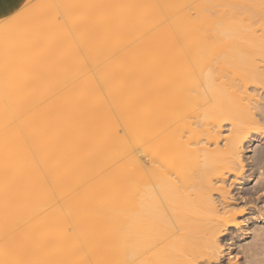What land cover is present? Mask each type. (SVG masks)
<instances>
[{
  "label": "bare ground",
  "instance_id": "6f19581e",
  "mask_svg": "<svg viewBox=\"0 0 264 264\" xmlns=\"http://www.w3.org/2000/svg\"><path fill=\"white\" fill-rule=\"evenodd\" d=\"M252 139L264 0H0V264H220Z\"/></svg>",
  "mask_w": 264,
  "mask_h": 264
},
{
  "label": "rangeland",
  "instance_id": "374dc122",
  "mask_svg": "<svg viewBox=\"0 0 264 264\" xmlns=\"http://www.w3.org/2000/svg\"><path fill=\"white\" fill-rule=\"evenodd\" d=\"M223 129L226 130L227 128ZM257 141H262V149L264 150V139L250 140L246 157L248 160L245 161L247 167L246 171L241 175L242 181L240 185L235 184L236 181L233 177H230L226 184V189L229 192L227 195L229 203L234 205L233 208H238L236 217L240 224L236 229L230 225L229 229L222 235L221 240L224 252L218 260L220 264L228 263L227 248L229 246L231 250L233 248V255L236 254L235 258L238 256L240 264H261L260 261L264 258V154L260 170H256L249 164L251 163V158L249 157L253 153L252 142ZM261 215L263 219L259 218Z\"/></svg>",
  "mask_w": 264,
  "mask_h": 264
}]
</instances>
